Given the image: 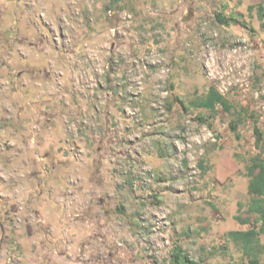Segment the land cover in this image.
<instances>
[{
  "label": "rangeland",
  "instance_id": "374dc122",
  "mask_svg": "<svg viewBox=\"0 0 264 264\" xmlns=\"http://www.w3.org/2000/svg\"><path fill=\"white\" fill-rule=\"evenodd\" d=\"M259 6L0 0V264H246ZM210 88L230 112L192 107Z\"/></svg>",
  "mask_w": 264,
  "mask_h": 264
},
{
  "label": "trees",
  "instance_id": "16d2710c",
  "mask_svg": "<svg viewBox=\"0 0 264 264\" xmlns=\"http://www.w3.org/2000/svg\"><path fill=\"white\" fill-rule=\"evenodd\" d=\"M257 13L259 18L264 19L263 6L258 7ZM191 105L196 109H206L211 112L217 107H221L225 112H230L232 108L224 96L215 88H210L204 97L192 101ZM241 121V118H238L237 121L231 122L233 132L237 131ZM255 134L257 135L256 145L258 146L260 143V133L257 128H255ZM246 170L252 174L248 181V191L253 195L250 199L247 212L251 216H254L255 225L259 224V227L256 228L254 226L246 231H231L227 234V237L240 247L242 254L247 259L246 264H260L259 254L261 252V244L259 236L264 234V159L260 156L252 157L246 165ZM235 219L238 220L239 218ZM239 223L247 225L250 223V220L249 218L242 219ZM173 263L194 264L179 250L173 256Z\"/></svg>",
  "mask_w": 264,
  "mask_h": 264
}]
</instances>
